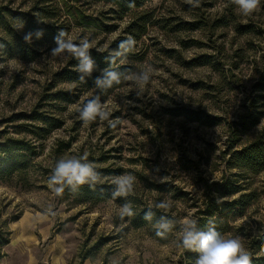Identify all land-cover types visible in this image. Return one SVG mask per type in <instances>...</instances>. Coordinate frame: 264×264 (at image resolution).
<instances>
[{"label":"rangeland","instance_id":"rangeland-1","mask_svg":"<svg viewBox=\"0 0 264 264\" xmlns=\"http://www.w3.org/2000/svg\"><path fill=\"white\" fill-rule=\"evenodd\" d=\"M24 1L0 0V3L17 8ZM206 2L200 0L199 7H192L185 0L149 3L162 23L150 29L149 36L131 53L126 64L134 65L136 71L152 65L157 74L139 99L127 83L107 98L104 96L105 102L116 106L111 118L118 117L122 123L112 128L107 122L97 120L85 126L76 109L81 106L83 97H91L97 90L78 91V88L74 91L78 97L76 102L68 105L65 111L57 112L65 124L51 133L42 156L33 162V168L0 184V230L9 233V244L1 250L0 264H194L198 254L188 257L187 252L177 246L176 230L166 239L156 238L153 227L136 229L131 227L128 217L123 220L117 217L114 214L116 205L120 204L117 200L111 198L81 204L73 197L56 196L47 181L61 157L87 152L88 159L98 166L97 170L112 164L126 171L131 169L130 173L137 177L135 195L142 203L155 204L167 197L172 203L167 213L170 217L174 215L178 220L186 216L195 218L198 211L195 205L201 207L203 191L188 177L182 175L172 179L175 187L188 193L186 202L173 198L172 194L178 191L160 194L151 188L153 183L164 181L157 171L167 168L169 178L177 176L178 168L173 163L182 153L192 161H198L199 154L206 159L209 145H212L209 149H213L211 167H219V170L211 175L210 166L204 164L202 167L212 181L213 177L216 181L222 177L224 165L215 157L221 158V151L227 147L224 129L202 128L196 123H188L184 116L176 115L196 109L220 116L225 113L223 102L220 101L218 106L213 99L217 92L200 89L201 85H209L219 90L223 82L221 73L210 66L195 67L191 63L198 57L210 55L226 72L231 68L230 57L235 51L247 49L253 59L254 55H259L250 52L248 42L263 45L255 34L239 36L234 24L247 25L252 21L264 30L263 0L252 16L243 17L236 10V23L220 28L216 27V22L229 11L227 0H216L212 7H207ZM112 3L113 0H77L75 8L84 17L83 24L74 26L71 35L86 36L92 41L93 49L104 51L122 36L129 21L128 16L122 20L113 16L115 20H109L108 17H112L109 4ZM22 7L26 9V6ZM203 20L206 24L198 30H187L188 25ZM108 26L116 28L105 30ZM66 64L67 60L48 57L41 58L35 66L19 65L14 61L0 64L3 65L0 68V132L9 131L10 136L19 137L7 123L8 117L32 111L46 95L76 88L74 84L55 80L54 75ZM240 67L233 73L241 81V87H249L253 66L241 64ZM226 93L227 89H224L223 94ZM228 97L234 103L241 100L243 94L232 92ZM129 100L134 103L129 104ZM228 119H232V115H228ZM60 140L70 142V147L65 149L58 145ZM103 156H108L106 162H102ZM141 158L148 160L145 172ZM130 159L137 160L138 165H131ZM135 172L143 173L144 180ZM254 184L260 194L257 202L245 217L233 224L234 230L227 235L241 237L252 257H263L264 252L252 249L251 243L264 235V173L255 178ZM49 208L56 215L46 214ZM87 255L89 258L85 260Z\"/></svg>","mask_w":264,"mask_h":264},{"label":"trees","instance_id":"trees-1","mask_svg":"<svg viewBox=\"0 0 264 264\" xmlns=\"http://www.w3.org/2000/svg\"><path fill=\"white\" fill-rule=\"evenodd\" d=\"M77 0H25L24 3L14 8L11 4L3 5L0 3V64L14 61L19 65H29L33 61L35 63L45 56L49 50L55 46L53 38L59 29H63L71 34L74 26L82 25L83 18L81 13L75 8ZM154 0H113L108 17L109 20H122L126 16L129 21L116 41L109 44L104 51L91 50V54L100 68L107 66L105 57L108 51L117 48L121 40L131 36L136 43L131 53L135 52L143 39L149 36L152 28L159 26L156 18V11L148 6ZM207 7H212L216 0H204ZM264 1V0H263ZM229 11L225 16L216 22V27H229L236 23L237 13L236 6L227 0ZM26 6L23 9L22 6ZM113 6V7H112ZM227 11V10H226ZM115 19H113L114 17ZM42 21L43 23L38 22ZM63 20V21H62ZM63 22L61 25L60 22ZM195 25H188L187 30L195 31L205 25V20L199 21ZM24 24L21 30V25ZM88 24V23H87ZM90 24V23H89ZM168 27V25H165ZM116 26L105 27V30H112ZM44 30L42 39L35 40L33 44H26L23 36L26 32ZM186 30V29H185ZM234 30L239 36L255 34L263 45H254L253 41H249L250 52L258 53L259 56L250 57L247 49H240L233 53L230 57L231 68L223 71V65L215 62V57L204 55L196 58L191 66H210L217 72L221 73L223 82L218 90L215 86L201 85L200 89H209L217 92V96L213 97L219 106L220 101L225 105V113L223 115H213L205 110H187L186 112L177 113L178 117L184 116L188 123H196L202 128L217 129L222 127L227 145L224 151H221L220 157H215L224 165L222 177L218 181H212L209 175L217 172L219 167H211V159L213 157L212 145L207 148V157L199 154L198 161H192L182 153L173 166H175L179 175L169 178V169H160L158 175L164 179L163 183H153L151 188L158 193H178L172 194L176 200L186 202L187 192H182L180 188L175 187L172 183L182 175L188 177L191 183H194L203 191L200 199L201 207L195 213V219L198 221V227L205 229L209 220L215 222L217 231L222 234H228L234 230V223L242 217L246 216V212L257 202L260 194L254 188L255 178L264 173V130H257V125L264 119V30L253 25L252 21L247 25L234 24ZM43 49V51H41ZM257 51V52H256ZM131 53L128 54L130 57ZM175 54V53H172ZM172 55L171 57H174ZM46 58V57H45ZM77 61L75 59L67 60L66 67L57 72L55 80L74 84L75 89L71 91H57L53 94L43 97V102L38 104L32 111L28 113H19L8 117L7 123H10L13 132L19 137L9 135V131L0 132V184L7 183L13 178L28 173L33 168V162L42 156L45 143L49 139L52 132L59 130L64 126V121L57 116V112H63L68 105L76 102L78 99L74 91L78 88L95 89L93 80L99 75L94 72L93 77L87 78L86 81L79 79L78 73L74 70ZM241 64L253 66V74L251 75L250 86L241 87V81L234 75V71H239ZM120 71H136L134 65L124 64L120 66ZM4 73V71H2ZM224 73V74H222ZM123 86L116 85L113 88L102 93V102L105 98L114 93ZM223 88V89H222ZM224 89L227 93L223 94ZM241 91L243 98L234 103L229 100L228 94ZM219 92V93H218ZM105 96V98H104ZM226 98V99H225ZM219 100V101H218ZM220 109V108H219ZM223 111V112H224ZM179 112V111H177ZM228 115H232V119H228ZM150 119V117L148 118ZM22 121V123H21ZM58 145L67 149L70 142L58 141ZM108 156H103L102 162H106ZM143 162L142 169L145 172L148 168V160L141 158ZM131 165H138V161L130 159ZM204 164L210 166L209 175L202 167ZM105 176L111 177L123 174L124 172H132L131 169L125 170L122 167H116L114 164L109 167L98 170ZM137 176L142 174L135 172ZM144 180V179H142ZM171 180V181H170ZM113 185L109 182L103 185H97L93 190L88 185L80 186L75 192L65 189L63 195L67 198L73 197L74 200L81 204L98 203L111 199ZM218 197H227V199L217 202ZM120 204L125 202L124 198L116 199ZM134 207L135 215L128 217L131 227L139 229L142 227H152V224L143 219L144 212L148 206L142 203L139 197L132 195L127 197ZM162 213L157 211L156 219ZM170 216V215H169ZM154 223V221H153ZM8 234L0 230V261L2 259L1 250L9 244ZM155 235V230L153 232ZM159 238V237H156ZM252 249L261 251L264 247V235L251 243ZM196 253L187 252L186 255H194ZM89 255L85 257V260ZM252 264H264L263 257H252Z\"/></svg>","mask_w":264,"mask_h":264},{"label":"clouds","instance_id":"clouds-1","mask_svg":"<svg viewBox=\"0 0 264 264\" xmlns=\"http://www.w3.org/2000/svg\"><path fill=\"white\" fill-rule=\"evenodd\" d=\"M230 2L236 6V10L241 16L250 17L260 9L262 0H230ZM185 3L192 7H199L200 0H185ZM38 22L43 23L39 20ZM23 27L24 24L21 25V30ZM43 36L44 30L38 29L26 32L23 40L26 44L31 45L35 40L42 39ZM53 41L55 46L42 59L45 57L59 61L75 59L77 64L74 70L78 73L81 81H86L87 78L93 77L94 72H99V75L93 80L97 93L91 97H83L81 106L76 109L79 119L85 126L99 120L101 123L107 122L109 127H117L122 121L118 117L111 118L116 106L102 102L101 94L116 85L127 83L129 88L134 91L136 98L139 99L143 96L152 77L157 74V70L152 65H145L138 71L119 70L121 65L127 63L128 54L134 49L136 41L131 36L121 40L117 48L108 51V55L105 57L107 66L104 68H100L93 58L91 50L94 45L88 37L78 38L59 29ZM97 51L101 50L97 49ZM31 64L35 66V61ZM2 67L3 65H0V68ZM128 103L134 102L129 100ZM256 127L257 130H264V119H261ZM97 168L98 166L88 159L87 152L82 155L61 157L56 161L51 171L47 181L48 187L56 196H62L65 189L75 192L80 186L88 185L94 190L97 185L109 182L114 186L111 194L112 200L115 201L118 198L125 200L123 204L116 205L114 214L121 220L134 216L133 204L127 200V197L135 195L137 177L130 172L108 177ZM213 180L216 181L214 177ZM224 199L227 197H218L217 202ZM171 208L172 203L167 197L155 204L150 203L144 212L143 219L152 224L156 237L161 239H166L176 230L177 246L186 252L198 254L194 264H252V253L245 246L242 238L220 233L213 220H209L206 228L201 229L198 227L197 219L193 216H186L178 220L174 215L170 217L162 214L156 219L157 211L168 213ZM46 214L56 215L51 208ZM261 251L264 252V247L261 248Z\"/></svg>","mask_w":264,"mask_h":264}]
</instances>
